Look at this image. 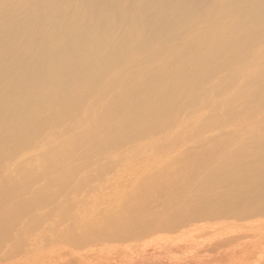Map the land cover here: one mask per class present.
I'll list each match as a JSON object with an SVG mask.
<instances>
[{"label":"bare ground","instance_id":"bare-ground-1","mask_svg":"<svg viewBox=\"0 0 264 264\" xmlns=\"http://www.w3.org/2000/svg\"><path fill=\"white\" fill-rule=\"evenodd\" d=\"M179 40L182 43L173 46ZM180 62L183 67H177ZM248 64L253 65L251 71H247ZM261 65L264 0H0V149L10 144L24 146L33 132L52 123L66 126L65 121L89 99L105 106H89L86 118L74 120L76 129L70 136L65 135L71 130L53 133L55 140L61 139L53 141L55 149L46 150L48 157L69 146L76 134L78 146L88 149L86 144L97 143L104 149L112 147V142H99L96 136L119 138L123 145L149 132L160 135L189 127L199 119L219 116L224 117V124L233 122L246 107L253 106L240 101L251 86L264 83ZM249 72L253 81H245ZM131 75L140 81L136 91L133 81L126 80ZM208 106L217 117L206 115ZM45 111L61 116L44 117ZM17 124L22 125L21 135L4 134L6 126ZM109 128L118 135L109 133ZM229 128L235 134L215 133L199 139L202 144L198 147L208 149L207 157L202 151L171 155L167 158L172 164L169 168L154 169L159 177L148 175L165 180L160 187L173 179L165 186L167 194L176 185L192 184L207 166L215 170L210 181L214 192L209 191L211 194L199 202L202 209L187 214L178 200L177 213L166 223L167 230H180L204 218L232 220L235 213L238 217L264 216V130L245 133L241 127ZM245 148H253V162L247 166ZM88 150L86 154H93ZM73 157L76 159L54 160L49 168L61 164L71 171L81 160ZM147 170L135 175L154 172ZM27 182L23 177L18 185H29ZM4 183L5 179H0V187ZM245 193L255 195L247 198ZM243 204L245 210H238ZM117 221L86 231L89 236L102 230L106 237L124 238L125 226Z\"/></svg>","mask_w":264,"mask_h":264},{"label":"rangeland","instance_id":"rangeland-1","mask_svg":"<svg viewBox=\"0 0 264 264\" xmlns=\"http://www.w3.org/2000/svg\"><path fill=\"white\" fill-rule=\"evenodd\" d=\"M181 43L179 40L173 46ZM183 66V62L177 64V67ZM143 67L147 69L148 66L144 64ZM252 67L248 64L247 71ZM260 70L264 79V65ZM138 79L135 75L126 77L128 82L133 81V91L140 83ZM253 79L252 72L245 75V81ZM34 102L39 105V101ZM95 102L99 101L87 100L81 111L75 112L70 121H65L64 127L52 123L33 132L24 146L10 144L0 149V179H5L0 187V264H264V216L238 217L235 213L236 218L232 220L204 218V221L180 230L166 229V223L177 213L178 200L185 206L187 214L202 209L199 202L214 192L210 190V181L215 170L210 171L207 166L192 184L186 181L174 186L167 194L164 193L165 186L173 179L160 187L165 180L148 176L169 168L172 164L167 158L171 155L186 156L202 151L207 157L205 151L208 149L198 147L202 144L201 137L208 139L215 133L217 136L235 134L229 127H241L245 133L264 130V109L254 107L264 108V83L248 89L240 104L245 102L253 106L246 107L233 122L224 124V117L219 116L212 120L199 119L189 127L185 125V128L178 127L160 135L149 132L139 135L133 143L123 145L119 138L102 140L96 136L99 142H112V147L106 145L99 149L97 143L86 144L93 154H86L89 150L78 146L76 134L68 141L69 146L59 148L54 157H48L46 150L55 149L53 141L61 139L55 140L53 133L59 135L64 130H71L65 136L73 134L74 120L86 118L89 106L99 105L96 109L105 106V103ZM205 113L214 118L218 115L212 106H208ZM42 116L61 114L45 111ZM173 122L176 124L175 119ZM21 126H6L4 134L21 135ZM108 132L118 135V131L111 128ZM147 139L152 141L148 143ZM251 149L245 148V166L253 162ZM73 156L81 160L71 171L61 164L49 168L54 160L76 159ZM147 169L155 171L143 173L144 176L135 175L138 170ZM23 177L29 185H18ZM252 195L255 194L245 193L244 196ZM241 208L245 210V205L237 209ZM109 220L108 225L114 221L123 222L122 234L127 231L126 237L109 238L102 230L88 235L90 227L101 226ZM12 242L11 248L9 243ZM2 243H6L5 247ZM8 249L13 252L8 254Z\"/></svg>","mask_w":264,"mask_h":264}]
</instances>
